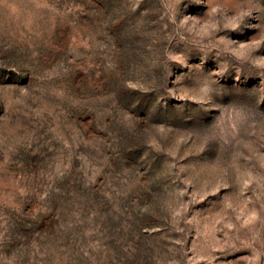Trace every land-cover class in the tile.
Segmentation results:
<instances>
[{"label":"rangeland","instance_id":"obj_1","mask_svg":"<svg viewBox=\"0 0 264 264\" xmlns=\"http://www.w3.org/2000/svg\"><path fill=\"white\" fill-rule=\"evenodd\" d=\"M0 264H264V0H0Z\"/></svg>","mask_w":264,"mask_h":264}]
</instances>
